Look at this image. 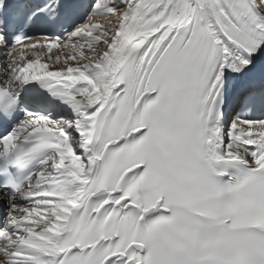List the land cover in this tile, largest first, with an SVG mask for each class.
Returning a JSON list of instances; mask_svg holds the SVG:
<instances>
[{
	"label": "snow or ice",
	"instance_id": "obj_1",
	"mask_svg": "<svg viewBox=\"0 0 264 264\" xmlns=\"http://www.w3.org/2000/svg\"><path fill=\"white\" fill-rule=\"evenodd\" d=\"M0 69V264H264V0H0Z\"/></svg>",
	"mask_w": 264,
	"mask_h": 264
},
{
	"label": "bare ground",
	"instance_id": "obj_2",
	"mask_svg": "<svg viewBox=\"0 0 264 264\" xmlns=\"http://www.w3.org/2000/svg\"><path fill=\"white\" fill-rule=\"evenodd\" d=\"M33 71H35V72H36V74H39V71H38V70H35V69H34Z\"/></svg>",
	"mask_w": 264,
	"mask_h": 264
}]
</instances>
